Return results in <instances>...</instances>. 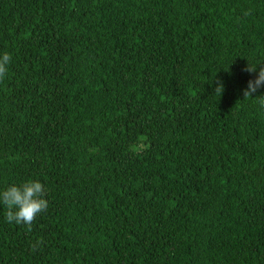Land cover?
<instances>
[{
	"label": "trees",
	"instance_id": "1",
	"mask_svg": "<svg viewBox=\"0 0 264 264\" xmlns=\"http://www.w3.org/2000/svg\"><path fill=\"white\" fill-rule=\"evenodd\" d=\"M5 52L0 264H264V0H0Z\"/></svg>",
	"mask_w": 264,
	"mask_h": 264
},
{
	"label": "clouds",
	"instance_id": "2",
	"mask_svg": "<svg viewBox=\"0 0 264 264\" xmlns=\"http://www.w3.org/2000/svg\"><path fill=\"white\" fill-rule=\"evenodd\" d=\"M247 14V13H246ZM11 55L7 52L0 55V80L7 73V65L11 62ZM259 70L257 73V68ZM248 73H257L255 79L249 80L246 89L243 90L244 99H255L260 109H264V95L251 98L261 87H264V63L249 65L243 69ZM224 91L223 83L216 81L214 95L219 97ZM46 195L44 186L38 180L28 179L20 185H10L0 191V204L5 206L6 222L23 224L31 231V224L38 214L46 211L48 203L44 198Z\"/></svg>",
	"mask_w": 264,
	"mask_h": 264
}]
</instances>
